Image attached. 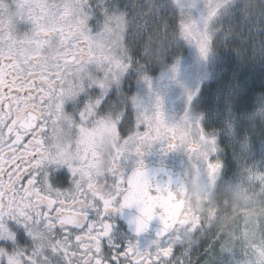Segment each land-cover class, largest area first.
Here are the masks:
<instances>
[{"label":"snow or ice","instance_id":"6c2138e0","mask_svg":"<svg viewBox=\"0 0 264 264\" xmlns=\"http://www.w3.org/2000/svg\"><path fill=\"white\" fill-rule=\"evenodd\" d=\"M20 8L21 16L26 12L33 26L32 39L26 43L39 50L42 40L55 32L72 49L73 60L62 71L57 69L51 75L25 72L22 61L14 53L18 42L0 24V238L14 239L4 222L11 218L23 224L38 241L31 252L19 249L9 255L0 248V256H7V264H47V258L37 260L47 248L62 253L66 264H186L184 259L173 255L172 244L159 247V240L154 251H141L131 243L122 250L118 246L109 253L102 250L105 238L109 245L113 243L112 225L105 217L110 210L118 212L132 205L138 206L141 213L136 220L138 233L148 227L154 209L159 208L163 227L158 235L164 236L173 230L174 243L191 242L179 231V218L172 211L176 202L169 203L168 189L156 187L155 194L150 191L153 186L142 161L131 176L110 187L98 179L105 172L116 175L117 162L127 152L141 153L143 146L150 147L154 139L175 137L159 125L141 131L144 125L136 122L126 129L130 123L127 116L119 125L111 116L94 118L99 99L82 109L81 124L73 136L70 132L73 121L63 112L65 99L74 95L68 88L69 70L83 76L90 59L97 56L101 61L107 59L102 65L105 80L91 81L106 89L130 64L137 63L136 57L144 58L141 51H135L125 63L113 65L104 47L94 42L95 37H89V29L74 32L68 27L65 30L56 21L59 4L21 0ZM98 35L102 36L103 32ZM209 39L198 38L202 56L209 51ZM126 130L132 134L122 135ZM52 164L69 167L76 177L71 190L53 188L48 183L45 169ZM88 209L98 210L94 222L88 221ZM57 232L62 233L60 238H56Z\"/></svg>","mask_w":264,"mask_h":264},{"label":"flooded vegetation","instance_id":"af4514ba","mask_svg":"<svg viewBox=\"0 0 264 264\" xmlns=\"http://www.w3.org/2000/svg\"><path fill=\"white\" fill-rule=\"evenodd\" d=\"M129 1L48 0L49 4L60 5L56 21L63 24L65 30L68 27H71L74 32L89 29L90 33L87 34L90 38L95 37L94 42L98 46L104 47L106 57L111 60L113 65L118 62L125 63L126 58L138 49L144 56L143 59L136 57L137 63L130 64L118 79L108 84L106 89H102L91 81L105 80V69L102 65L107 62V59L101 61L99 56L90 59L86 62L83 76L69 70L68 77L71 79L68 80V88L74 95L65 99L63 112L73 121L70 128L73 136L77 134L81 124L80 112L82 109L89 102L99 99L100 103L95 108L94 118L111 116L117 120L119 125L127 116L130 123L126 129L131 128L136 122L144 125L141 131H148L150 126L159 125L160 128L175 137L173 139L165 136L154 139L150 147L143 146L141 153H136L134 150L127 152L117 162L116 175L105 172L98 179L100 183L110 187L118 180H126L131 176L141 161L143 167L156 163L180 169L184 179L188 182L190 191L186 199V207L182 216L179 217V231L191 242L181 240L174 243L175 233L173 230L164 236L134 232L130 225L122 219L121 210L118 212L110 210L105 219L112 225L110 238L113 243L109 245L108 238H105L102 250L109 253L116 246L122 250L131 243L141 251H154L157 248L155 242L159 240V247H167L172 244L173 255L184 259L186 264H201L203 253L210 250L215 241L214 236L228 222L227 219L231 214L227 191L221 186L222 175L225 172L224 162H212L213 154L208 162L200 159L193 161L190 157L192 152L199 151L200 147L194 150L196 144H186L183 139L185 136H189L192 133L190 129L195 127L198 135H203L204 108L201 100H198V96H194L188 103V107L181 105L188 100L178 91L186 76L189 78L186 83L189 81L188 86L190 85V80L193 77H188L189 72L185 71L191 69L192 72L194 67L190 66L189 69L184 70L182 68L183 61L174 66L170 62L174 60L172 56L167 59L163 54L158 55L156 52L149 51V37L143 31L146 23L139 17V13L136 18L132 16ZM141 2L144 3L145 0H139V3ZM20 4L21 0H0V5H3L0 7V24L3 25V29L7 30L6 34L11 35L18 42L14 53L22 61L24 71L37 74L46 73L47 75L53 74L57 69L62 71L72 63V49L66 47L62 43V38L55 32L42 40L39 50L32 44L26 43L32 39L33 26L26 18V12L23 17L21 16ZM156 16L157 14L154 19L157 18ZM100 31L103 32L102 36L98 35ZM178 66L181 69H178ZM171 70L179 71L169 75L167 72ZM44 78L47 79V76ZM161 92L168 96L169 105L168 103L158 105L153 101L155 95ZM195 105L197 110L188 120ZM130 134L132 133L127 130L122 133L125 136ZM169 144L175 146L169 147ZM134 146V144L130 145V147ZM205 165L207 167H201ZM45 170L48 174V183L53 188L71 190L74 187L76 177L73 176L67 165H47ZM97 211V209L87 210L89 222H94L97 219ZM4 222L9 231L14 234V239L0 238V248L5 249L9 255L19 249L28 252L35 249L38 241L29 235L23 224L11 218H6ZM61 235L62 233L57 232L56 238H60ZM44 258H47V264H66L62 253H54L51 249H43L42 255L37 257V260L39 262ZM0 264H7V256H0Z\"/></svg>","mask_w":264,"mask_h":264},{"label":"rangeland","instance_id":"374dc122","mask_svg":"<svg viewBox=\"0 0 264 264\" xmlns=\"http://www.w3.org/2000/svg\"><path fill=\"white\" fill-rule=\"evenodd\" d=\"M226 1L145 0L144 3H139V0H130L129 8L134 18L139 13V17L146 23L143 31L149 37L150 52H156L158 55L163 54L167 59L172 56L174 60L170 62L174 66L183 61L182 68L184 70L189 69L190 66L194 67L192 72L191 69L185 71L189 72L188 77H193L190 80V85L188 86L189 81L186 83L189 79L186 76L178 91L182 96L185 95V99L188 100L181 105L188 107V103L194 96H198L205 112L203 135H198L195 124V128L190 129L192 133L183 139L186 144L200 146L199 151L192 152L193 154L190 156L192 160L200 159L208 162L213 154L214 160L212 162H224V159L220 157L221 154L223 155L220 142L222 140L230 142L229 149L235 166L233 163L224 162L225 172L222 175L223 183L221 186L227 191L228 198L233 199V208L227 219L228 222L214 236L215 241L210 250L203 253L201 264H264V200L260 199V196H264V139L260 138L259 141L250 143L239 135L236 137L235 131L238 130L239 123H234L227 128L218 126L219 122L217 119L215 120L211 110L206 109L207 102L213 100L218 102L225 96L226 92L228 94L229 91H232L234 94L243 91L245 82L242 80V74L249 75L254 71L253 65L250 64L256 63L259 55H262L260 56L261 59L264 58L262 54V52L264 53V38H260L262 35H258L261 34L263 27L262 17L258 14L263 9L257 7L253 15L249 14L248 17H244V9H240L243 5H247L245 0L243 2L236 1L220 11V7L228 3ZM249 1L251 2V0ZM262 2L264 4V0ZM156 14L157 18L155 19H158L157 21L154 19ZM253 32L258 37L255 38V43L251 45V47L257 46L252 50L254 53L252 57L246 55L247 52H250L249 50L241 51L235 48L232 50L234 56L242 63L243 72L241 76L236 75L226 91L221 85H215L214 88L209 89V83L216 79L214 73L217 70H215L217 62L213 60L210 50L215 52L223 48L222 50L230 51L226 48L225 39L237 36L244 40L245 36H250ZM201 36L210 38V46L212 40L215 44L213 47H209L206 56H202L199 51L198 38ZM250 37L252 38V36ZM177 51L178 56L181 57L177 56ZM217 56L219 57V55ZM218 57L216 58L218 59ZM178 69L181 67L178 66ZM178 71L171 70L167 73L171 75ZM203 85L207 93L203 91L201 94L200 89L203 90ZM153 101L158 105L161 103H168L169 105L170 102L168 96L162 92L155 95ZM195 110H197L196 105L193 112L189 114L188 120L195 114ZM260 112L259 110L256 115L259 116ZM217 122L218 124H216ZM227 142L225 143L226 146H228ZM249 146L250 148H248ZM219 151L221 154L218 153ZM225 158L228 160L227 156ZM194 167L196 168V166ZM256 190L260 191L255 192Z\"/></svg>","mask_w":264,"mask_h":264},{"label":"trees","instance_id":"16d2710c","mask_svg":"<svg viewBox=\"0 0 264 264\" xmlns=\"http://www.w3.org/2000/svg\"><path fill=\"white\" fill-rule=\"evenodd\" d=\"M236 1L243 2L244 0H227L226 2L228 3L223 4L224 6L220 7V11L223 8H227L229 5ZM245 3L247 5H243L240 9H244V17H248L249 14L253 15L254 10H256L257 7L263 9V11L259 12L260 14H258L262 17L261 23L263 25L262 32L258 35H262L260 36V38H264V4L262 0H251V2L249 0H245ZM258 35H254L253 32L252 34H250L252 38L250 36H245V39L242 40L240 37L234 36L232 38L225 39V42H227L226 48L230 51L222 50L223 48H221L220 51L216 50L215 52L212 51V49L210 50L211 56L213 55V60L217 62L215 70L217 69L218 72L216 70V72L214 73V75H216V79L209 83V89L214 88L215 85H221L225 88L226 91L228 89V85L231 84V81H233V78H236V75L241 76L243 72L242 63L239 59H237V57L234 56L232 50H234V48L239 49L241 51L249 50L250 52H247L246 55L252 57L254 54L252 50L255 49L257 46L251 47V45L255 43L254 40L256 37H258ZM214 45L215 44L212 40V45L210 47H213ZM259 49H262V47H259ZM262 54L264 57L263 52ZM217 55H219V57ZM260 56L262 55H259L257 57L258 59L256 63L250 64L253 65L252 69H254V71L251 72L249 75L242 74V80H244L245 82L243 91L236 92L234 94L232 93V91H229L228 94L226 92L225 96L218 100V102H215L213 100L212 102H207L206 105V109H209V111L211 110V114L214 116L215 120H218L219 124L218 122L216 123L218 124V126L221 125V127L227 128L228 126H231L234 123H239L240 126L238 130L235 131L236 137H238L239 135L250 143L259 141L260 138L264 139V58L261 59ZM216 57H218V59ZM204 92L207 93L206 91ZM259 110L261 112L258 116L256 115V113L259 112ZM226 142L227 140H222L220 142V146L223 148V155L221 154V151H219L218 153L221 154L220 157L224 159V162L227 161L229 164L233 163L234 159L232 158V154L229 149L230 142H227L228 146L225 145ZM248 148H250V146ZM226 156L228 157V160H226ZM233 165L235 166L234 163ZM258 191L260 190H256L255 192ZM261 198L262 200H264V196H260V199ZM228 199L229 209L231 210L233 208V199Z\"/></svg>","mask_w":264,"mask_h":264},{"label":"water","instance_id":"95a60500","mask_svg":"<svg viewBox=\"0 0 264 264\" xmlns=\"http://www.w3.org/2000/svg\"><path fill=\"white\" fill-rule=\"evenodd\" d=\"M198 148V146H194V150ZM143 168L147 174L150 184L153 186V188L150 190L152 191V194H155L154 190L156 187H166L168 189L169 195L171 196V200H169V203L171 204L172 201L176 202L172 206L174 215L178 218L182 216L187 203L186 199L190 191L188 182L186 181V179H184L182 171L173 166L165 164L159 165L156 163ZM177 197H179V199H177ZM165 199L167 200L168 197H165ZM176 205L179 206L177 207ZM161 212L162 209H154V215L153 218L149 221L148 227L139 233L157 236L163 227L160 220ZM121 215L122 219L125 220L128 225H130V228L135 232L137 227L136 220L141 215L138 206L132 205L129 207H124L123 209H121ZM170 231L171 230H169L168 232ZM167 233L165 235H167Z\"/></svg>","mask_w":264,"mask_h":264}]
</instances>
